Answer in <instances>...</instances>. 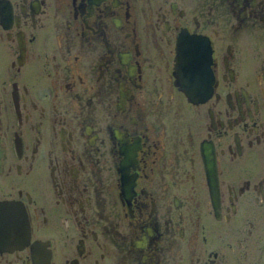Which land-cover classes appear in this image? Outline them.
Instances as JSON below:
<instances>
[{
    "label": "flooded vegetation",
    "instance_id": "af4514ba",
    "mask_svg": "<svg viewBox=\"0 0 264 264\" xmlns=\"http://www.w3.org/2000/svg\"><path fill=\"white\" fill-rule=\"evenodd\" d=\"M0 235V264H264V0H0Z\"/></svg>",
    "mask_w": 264,
    "mask_h": 264
},
{
    "label": "bare ground",
    "instance_id": "6f19581e",
    "mask_svg": "<svg viewBox=\"0 0 264 264\" xmlns=\"http://www.w3.org/2000/svg\"><path fill=\"white\" fill-rule=\"evenodd\" d=\"M75 2V1H74ZM102 2V1H101ZM6 3V2H5ZM77 3V2H76ZM96 3V2H95ZM80 8V7H79ZM8 10V9H7ZM10 10V9H9ZM75 11V10H74ZM78 11V10H77ZM90 12V11H89ZM100 13V12H99ZM111 14V13H110ZM78 15V14H77ZM80 15V14H79ZM77 17V16H76ZM127 19V18H126ZM84 21V20H83ZM127 22V21H126ZM90 24V23H89ZM128 24V23H127ZM87 30V29H86ZM129 31V30H128ZM90 34V33H89ZM98 35V34H97ZM85 37V36H84ZM132 37V36H131ZM129 38V37H128ZM189 38V37H188ZM126 40V39H125ZM24 42V41H23ZM192 42V41H191ZM191 44V43H190ZM138 49V48H137ZM190 49H192V48H190ZM108 55V54H107ZM127 56V55H126ZM137 58V57H136ZM131 60V59H130ZM179 60V59H178ZM183 60V59H182ZM183 64V63H182ZM187 66V65H186ZM212 66V65H211ZM210 66V67H211ZM182 68V67H181ZM121 71V70H120ZM115 72V71H114ZM131 73V72H130ZM122 76V75H121ZM130 77H131V75H130ZM136 77H137V75H136ZM183 78V77H182ZM120 79V78H119ZM177 79V78H176ZM122 80V79H121ZM135 80V79H134ZM136 81V80H135ZM118 82V81H117ZM117 85V84H116ZM129 86V85H128ZM187 86V85H186ZM135 88V87H134ZM122 89V88H121ZM129 89V88H128ZM116 90H118V89H116ZM190 91V90H189ZM124 92V91H123ZM131 92V91H130ZM202 95V94H201ZM130 98V97H129ZM126 99V98H125ZM121 102H123V101H121ZM127 103V102H126ZM125 107H126V105H125ZM117 109V108H116ZM121 112V111H120ZM129 141V140H128ZM211 148V147H210ZM118 151V150H117ZM204 152V151H203ZM118 154V153H117ZM210 154V153H209ZM211 155V154H210ZM213 156H214V154H213ZM203 160V159H202ZM214 160V159H213ZM213 162V161H212ZM128 164V163H127ZM210 165V164H209ZM211 166V165H210ZM208 168V167H207ZM205 175H206V173H205ZM131 177V176H130ZM217 178V177H216ZM215 178V179H216ZM214 179V178H213ZM120 183V182H119ZM205 183V182H204ZM121 187V186H120ZM216 198V197H215ZM214 198V199H215ZM154 205V204H153ZM13 207V206H12ZM11 207V208H12ZM14 209V208H13ZM18 212V211H17ZM20 213V212H19ZM152 213V212H151ZM143 219V218H142ZM9 221V220H8ZM26 221V220H25ZM5 228V227H4ZM3 229V228H2ZM10 229V228H9ZM3 235V234H2ZM17 235V234H16ZM1 236V235H0ZM18 236V235H17ZM41 244V243H40ZM1 246V245H0ZM33 246V245H32ZM2 247V246H1ZM35 250V249H34ZM39 256V255H38ZM48 260V259H47Z\"/></svg>",
    "mask_w": 264,
    "mask_h": 264
}]
</instances>
